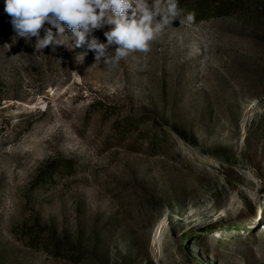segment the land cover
<instances>
[{"label": "rangeland", "instance_id": "rangeland-1", "mask_svg": "<svg viewBox=\"0 0 264 264\" xmlns=\"http://www.w3.org/2000/svg\"><path fill=\"white\" fill-rule=\"evenodd\" d=\"M179 8L113 67L0 0V264H264V0Z\"/></svg>", "mask_w": 264, "mask_h": 264}, {"label": "clouds", "instance_id": "clouds-1", "mask_svg": "<svg viewBox=\"0 0 264 264\" xmlns=\"http://www.w3.org/2000/svg\"><path fill=\"white\" fill-rule=\"evenodd\" d=\"M4 11L14 39L30 43L35 38V52L48 47L53 53L59 47L85 48L78 61L92 52L95 63L113 67L130 54L150 52L173 21L182 25L195 19L193 12L179 8V0H4ZM105 28L102 42L95 32Z\"/></svg>", "mask_w": 264, "mask_h": 264}]
</instances>
